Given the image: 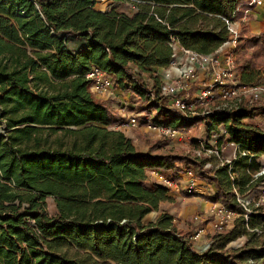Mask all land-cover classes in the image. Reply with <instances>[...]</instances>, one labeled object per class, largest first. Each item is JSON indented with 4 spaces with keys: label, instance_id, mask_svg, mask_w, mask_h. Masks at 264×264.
<instances>
[{
    "label": "trees",
    "instance_id": "obj_1",
    "mask_svg": "<svg viewBox=\"0 0 264 264\" xmlns=\"http://www.w3.org/2000/svg\"><path fill=\"white\" fill-rule=\"evenodd\" d=\"M97 1L0 0V264H255L264 258L263 205L216 231L205 249L165 210L145 220L172 194L148 183V169L169 175L190 166L214 183L212 198L238 213L245 209L235 188L240 196L259 189L263 176L251 173L264 155V133L252 118L264 115V102L243 101L208 125L204 116L185 118L160 92L171 35L213 52L229 39L223 16L234 18L237 7L239 15L249 0H110L104 10ZM124 2L135 9L120 8ZM245 44L254 49L245 53ZM263 49L264 32L239 42L241 81L255 79ZM94 66L116 89L145 98L141 110L153 112L154 123L223 124L220 141L240 142L253 156L238 154L232 177L228 162L211 170L192 151L159 152L158 143L137 150L109 127L122 117L92 91L85 74Z\"/></svg>",
    "mask_w": 264,
    "mask_h": 264
},
{
    "label": "built area",
    "instance_id": "obj_2",
    "mask_svg": "<svg viewBox=\"0 0 264 264\" xmlns=\"http://www.w3.org/2000/svg\"><path fill=\"white\" fill-rule=\"evenodd\" d=\"M263 1H247L246 6L242 9V18H246L248 12ZM237 11L238 7L233 11L234 16ZM223 19L228 24L229 39L213 52H202L185 46L176 34H172L170 37V44L173 47L172 58L163 69L161 76L160 92L168 98L170 104L175 106L185 118L204 116L208 125L213 123V115L231 112L237 109L243 101L264 100L263 84L241 81L238 73V61L235 56L238 27L235 25L234 18L223 16ZM85 76L91 80V89L94 93L104 95L114 93V80L101 67L94 66ZM150 117L151 115L139 111L129 115L131 123L138 128H146L158 136L190 142L192 153L206 158L205 166L211 170L228 162L230 164L229 172L234 177L232 168L238 154H248L249 159L253 156L249 148L241 147L240 142L220 141L221 135L227 133L223 124L219 125L220 130L209 128L206 135L191 138L185 129L171 124L154 123ZM255 125L264 133V115L260 121L255 122ZM228 145L232 146V152L228 158H225L222 154ZM149 170L155 181L167 185L171 190L177 188L178 181L174 175H167L156 168ZM248 172L250 171L248 170ZM177 174H180L185 180L186 194L206 193L203 188L205 183L199 182L201 178L192 167L182 166ZM251 175L253 177L263 176L256 199L249 195L240 196L235 188L238 202L244 207L245 212L238 213L220 200L211 201L208 214L210 223L215 230L220 231L234 223L239 214L247 220L251 206L262 205L264 201V159L260 158L258 170ZM195 218L200 220V215H195ZM206 229L204 225H197L190 236L193 239H199L206 233ZM203 246L205 247L206 244Z\"/></svg>",
    "mask_w": 264,
    "mask_h": 264
},
{
    "label": "rangeland",
    "instance_id": "obj_3",
    "mask_svg": "<svg viewBox=\"0 0 264 264\" xmlns=\"http://www.w3.org/2000/svg\"><path fill=\"white\" fill-rule=\"evenodd\" d=\"M110 3V0H98L95 4L97 8L107 7ZM120 8L125 9L128 12H132L133 8L130 3L124 2L120 4ZM263 8V9H262ZM254 12L256 14H260L259 17L264 15V4L258 5L254 7ZM253 10L249 11L248 13H254ZM242 13L239 15L234 16L235 25L238 27V41L237 46L239 48V42L245 41V38L253 35L254 32L251 30V26L249 24V15L246 18H242ZM236 46V47H237ZM254 49V46H250L245 44V53H250ZM238 62L241 59L238 57V52L236 53ZM262 61L259 63V71L255 77V79L251 83H259L264 85V49L262 50ZM98 97H102V93H94ZM109 104L112 106L113 109L117 110L122 119L115 123L109 125L111 128H117L123 130L128 136H130L135 144V147L139 151H146L149 147H152L158 143V147H154V150L159 152H165L168 150H178L184 153H191L192 144L190 142H185L179 139H169L163 136H158L155 133L147 130L146 128H138L134 126L129 118L131 113L135 112H142L143 114H148V112H144L141 109V105L145 103V98H141L137 93L132 91H122L120 89L114 88V93L108 96ZM264 102V100H260ZM141 110V111H140ZM153 113V112H152ZM149 113V114H152ZM263 117V114L258 113L256 116L252 118V121L257 123ZM207 123L201 122L197 123L191 128H186V132L189 137L194 138L198 136L206 135ZM232 152V146L228 145L224 150L222 156L228 158ZM261 159H264V155L262 154ZM210 169V168H209ZM150 170H147L148 173V183L153 182L155 179L150 174ZM165 173V172H164ZM166 174V173H165ZM168 175V174H167ZM169 175H174L176 180L178 181L177 188H173L171 197L169 199L163 200L160 203L159 209H153L149 213L146 214L145 220L156 219L158 215L163 211H167L174 215V221L178 227L183 229H191V232L194 231L197 225H204L206 226V233L201 236V239H195L196 246L198 248H207L209 246L208 241H210L211 236L217 231L215 230L211 223L210 217L208 214V208L211 204V201L215 199L212 198V192L214 191V183L209 182V180L204 179L201 177V183H205L203 185L204 190L206 193H196V194H186L184 190L185 180L181 175L177 174L176 172H170ZM181 179V180H179ZM214 187V188H213ZM259 189H255L252 193H248L249 197L257 198ZM47 209L50 213H54L57 209L56 199L55 196L49 195L47 198ZM264 206V201L262 203ZM195 215H200V220L195 218ZM233 225L230 224L226 226L224 229L229 228ZM244 239V236H240L237 239L233 240L230 245L238 246ZM199 245H198V244ZM203 244H206L204 247Z\"/></svg>",
    "mask_w": 264,
    "mask_h": 264
},
{
    "label": "crops",
    "instance_id": "obj_4",
    "mask_svg": "<svg viewBox=\"0 0 264 264\" xmlns=\"http://www.w3.org/2000/svg\"><path fill=\"white\" fill-rule=\"evenodd\" d=\"M263 4H264V1L261 4H258V5H263ZM258 5H255L254 7H256ZM254 7L251 9V10H253V12H254ZM95 8H97V7L95 6ZM105 8H106V6L103 7V8L100 7V8H97V9L104 10ZM248 15H249L248 16L249 17V24L251 26L250 28H251L252 32H254V33L264 32V15H262L261 17H259L260 14H258V13L256 14V12L252 13L251 16H250L249 13H248ZM102 96H103V98H106V99L109 98L108 97L109 95L102 94ZM255 264H264V258H260L259 260H257V262Z\"/></svg>",
    "mask_w": 264,
    "mask_h": 264
},
{
    "label": "water",
    "instance_id": "obj_5",
    "mask_svg": "<svg viewBox=\"0 0 264 264\" xmlns=\"http://www.w3.org/2000/svg\"><path fill=\"white\" fill-rule=\"evenodd\" d=\"M0 130H2V128H0Z\"/></svg>",
    "mask_w": 264,
    "mask_h": 264
}]
</instances>
